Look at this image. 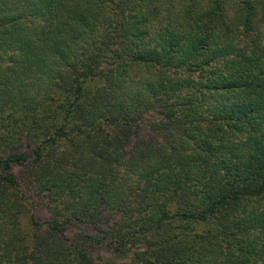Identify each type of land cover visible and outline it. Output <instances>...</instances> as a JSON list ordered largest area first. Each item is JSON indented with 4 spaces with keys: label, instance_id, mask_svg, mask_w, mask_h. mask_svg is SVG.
<instances>
[{
    "label": "trees",
    "instance_id": "16d2710c",
    "mask_svg": "<svg viewBox=\"0 0 264 264\" xmlns=\"http://www.w3.org/2000/svg\"><path fill=\"white\" fill-rule=\"evenodd\" d=\"M8 109L34 129L0 141V264L129 245L135 264H264V0H0ZM24 188L51 198L27 239ZM109 212L106 236L69 235ZM176 224H204V244Z\"/></svg>",
    "mask_w": 264,
    "mask_h": 264
},
{
    "label": "rangeland",
    "instance_id": "374dc122",
    "mask_svg": "<svg viewBox=\"0 0 264 264\" xmlns=\"http://www.w3.org/2000/svg\"><path fill=\"white\" fill-rule=\"evenodd\" d=\"M18 114V115H17ZM30 117L31 116V113ZM16 116H18V118H22L23 116L20 113H16L13 110L8 109L7 111H5V113H1L0 112V141L5 142V136L7 134V132H30V130H33L34 127L32 128L31 124L27 125L26 127L23 126V122L22 120H19L17 122L16 120ZM156 118H152L151 120H154ZM150 120V121H151ZM141 130L145 131L148 129L147 124H142L140 127ZM140 135H144V138L149 139V141H145L144 140V144L148 142L153 143L154 140L155 142L159 141V142H164L168 140L171 135L164 133L158 136H155V134H151L149 135H145L146 132H137ZM153 138V142L151 141ZM137 143V139L134 138L132 139V141H129V145H128V154L131 155L132 154V149L134 147V145H136ZM31 141H25L23 144V147L20 149L22 151H26V150H31ZM51 153L52 156H54L57 152L61 151L60 148H51ZM80 154V153H79ZM127 158H129V156L127 155ZM29 170L30 168H24V169H18L15 171V173L17 174V176L20 178V181L24 183V179L23 176H27L29 175ZM61 176V175H59ZM41 189V188H40ZM42 190V189H41ZM25 202L27 205V208L19 211L18 216L20 217V221H21V229H22V234H23V238H29L30 236H33L36 234L37 232V228L32 226L31 223V216L33 214V212L36 213L35 217L37 222H39V224H43V223H47L49 218H50V211H49V203L50 201V196L48 194H46V196L44 198L39 197L38 195L35 196L33 195V193H31L29 190H25ZM44 191V190H43ZM128 206H132L133 205V198L127 199L126 200ZM31 204L34 205V207L31 206ZM127 213H124L125 215H131L132 214V209L130 208V210L126 211ZM111 212L107 213V215H105V218L98 220V222L96 223H92V224H84L82 226V224H75L70 230H69V235H75V234H79V233H85V234H101L102 236H106V232L108 231V227L111 226L112 230H114V226L115 225H109V222L112 221V223H116V222H123V214L120 215H115L113 217H111ZM124 215V216H125ZM136 218V217H135ZM105 222V224H104ZM104 224V225H103ZM120 227V225H119ZM167 229V227L165 228V230ZM128 230V229H127ZM164 230V231H165ZM207 231V227L204 224H194L193 227H191L190 229H188L185 224H176L173 225L170 228V233H174V232H186L188 235H191L190 239L191 241H197L200 243V245H203L204 243V239L203 236L205 235V232ZM114 232V231H113ZM129 232V231H128ZM112 234V233H111ZM129 234H131L129 232ZM161 234V233H160ZM159 234V235H160ZM141 240V243H139L140 248H144L145 245V241L144 238L142 236H136ZM148 237V244L152 243L154 241L157 240V238H153L152 236H147ZM106 238V237H105ZM110 240V239H109ZM32 241V240H30ZM130 245L128 246V249L126 251V253H122L119 254L116 251H106L105 248H96L94 249L93 252V258L95 259L96 264H135L134 260H133V254H135V252L137 251L135 248L134 249H129Z\"/></svg>",
    "mask_w": 264,
    "mask_h": 264
}]
</instances>
